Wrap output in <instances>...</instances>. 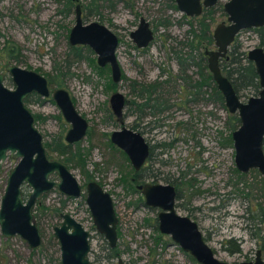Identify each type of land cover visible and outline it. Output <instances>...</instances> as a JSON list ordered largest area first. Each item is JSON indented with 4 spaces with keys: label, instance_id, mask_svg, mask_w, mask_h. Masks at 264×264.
I'll return each instance as SVG.
<instances>
[{
    "label": "rangeland",
    "instance_id": "1",
    "mask_svg": "<svg viewBox=\"0 0 264 264\" xmlns=\"http://www.w3.org/2000/svg\"><path fill=\"white\" fill-rule=\"evenodd\" d=\"M92 2L81 0L86 13L94 8ZM66 3L67 0H0V71L7 76L6 85L14 88L6 71L8 64L46 76L54 74L55 65L61 67L63 88L71 93L79 112L89 121L88 135L78 146L85 168L73 166V172L82 184L86 182L83 173L88 172L111 194L119 220V260L125 264H198L169 236L160 233L156 225L158 211L147 207L141 193L131 185L134 169L126 155L110 141V134L120 126L111 109L112 93L120 91L131 100L134 95L130 94V80L147 84L156 79L162 82L167 76L165 73L160 78L163 69L176 75L180 71L177 54L188 52L190 19L173 7L172 0H95L100 14L89 15L88 20H99L113 28L121 41L118 59L125 78L113 89L111 72L106 68L97 69L93 62L97 57L95 53L85 49L81 59L69 55L68 33L75 24V15L68 12ZM140 17L146 18L156 31L154 41L145 51L138 49L130 36ZM225 20L226 16L216 15L212 30ZM7 40L17 43L21 61L6 57L2 49ZM236 42H241L244 50L257 47L258 33L243 31ZM207 48L216 49V46L208 45ZM220 66L222 69V61ZM189 71V74H196L197 68L191 67ZM209 73L210 83L214 84L212 73ZM171 85L165 86L164 97H169L174 106L155 118L147 117V120H160V127L145 134L153 146V159L147 167L158 175L157 183H174L178 190L177 212L192 217L219 260L230 264L252 262L258 250L263 251L264 259V178L257 170L248 174L237 170L231 138L234 130L228 124L231 114L215 95L210 97L209 94L204 98L210 97V100L200 95L198 101L180 108L173 104L176 99L179 102L177 83ZM210 86L208 92H213ZM33 99L28 106L45 117L37 122L45 139L63 130L65 135L70 125L58 105L52 100L35 103ZM124 112L127 127L141 123L140 112L135 106ZM137 130L144 131L140 127ZM16 164V160L8 159L4 165L0 206L9 173ZM24 192L29 194L28 189ZM61 199L58 193H48L37 206L41 207L38 210L41 216L44 207L47 209L40 225L43 243L35 254L20 237L6 239L0 231V264H60V253L51 241V234L53 227L60 225L53 211L60 208ZM67 212L73 214L91 235L92 263L118 264V259L107 260L106 240L96 230L84 199L72 200ZM237 247L239 252L235 251Z\"/></svg>",
    "mask_w": 264,
    "mask_h": 264
},
{
    "label": "water",
    "instance_id": "2",
    "mask_svg": "<svg viewBox=\"0 0 264 264\" xmlns=\"http://www.w3.org/2000/svg\"><path fill=\"white\" fill-rule=\"evenodd\" d=\"M218 1L176 0V5L182 13L196 16L202 13L203 6L210 7ZM224 7L229 23H220L213 30L217 49L206 51L209 68L228 112L240 118V126L232 133L236 168L242 174L257 170L264 178V49L256 47L248 52V59L254 63L259 75L261 90L246 102L240 99L220 66V59L227 55L240 32L264 26V0H229ZM131 37L138 47H146L154 35L149 23L141 18L138 29L131 33ZM69 42L71 45L89 46L96 53L99 66L110 65L113 82L122 80V68L116 53L119 44L117 35L99 21L85 23L80 3L76 6V20ZM6 71L14 88L6 85V76L0 71V179L8 159L16 160L17 164L9 173L1 200L0 231L6 239L18 236L31 249H38L42 244L34 214L38 201L54 190L68 197L80 198L81 186L64 163L49 160L43 134L35 125L34 115L25 100L33 93L42 97L52 95L64 118L71 124L65 136L68 143L81 141L87 134L89 123L77 110L66 89L50 90L45 75L16 64H8ZM110 104L116 117L122 119L125 94L114 92ZM110 139L129 157L135 171H139L149 155V144L144 136L139 131L123 127L113 131ZM55 175L58 181L51 180ZM25 188L30 191L28 196L24 194ZM137 190L141 191L147 207L161 210L157 217L160 233L169 236L198 264H230L216 257L195 221L176 211L174 187L138 185ZM86 202L97 230L106 237L110 247L115 248L119 221L112 197L92 182L87 186ZM54 237L59 244L60 264H92L88 258L91 252L89 233L72 217L64 216L62 226L54 228ZM119 264L124 263L120 261ZM238 264H264L261 251L257 252L255 261Z\"/></svg>",
    "mask_w": 264,
    "mask_h": 264
},
{
    "label": "flooded vegetation",
    "instance_id": "3",
    "mask_svg": "<svg viewBox=\"0 0 264 264\" xmlns=\"http://www.w3.org/2000/svg\"><path fill=\"white\" fill-rule=\"evenodd\" d=\"M173 1V4L175 3L176 4V0H172ZM222 0H219L218 2H217V4H215V5H213V6H210V7H205V6H203V10H202V13L200 14V15H196V16H188V15H186V14H184L183 13V17L184 18H188V19H190L189 20V25H190V27H191V24H190V22H194V23H197L196 21L199 19V18H201L204 14H205V12L207 11V10H212L213 11V17H214V20L212 21V25H213V23L215 22V19H216V15H218V14H222V15H224V16H226V20L225 21H222V22H220V23H224V24H228L229 22H228V15H227V13H226V11H225V7H224V4L227 2V1H229V0H227V1H225L224 3L223 2H221ZM72 2H73V4H74V6H73V8L71 9V11H70V13L72 14V13H74V15H75V20H76V6H77V4H81V0H79V1H76V0H72ZM81 8H82V18H83V20H84V22L85 23H88V22H90L89 20H88V16L89 15H94V14H100L99 13V8H98V5H97V3H96V5L94 6V8H92V9H94V10H92V12L91 13H89V11H88V13H86L85 12V8L83 7V5L81 4ZM176 8H177V5H176ZM178 9V8H177ZM141 18H144V17H140V19H139V24H138V26H137V28L136 29H138V27H139V25H140V22H141ZM145 20H146V18H144ZM92 21H99V20H92ZM148 23H149V27H150V29L153 31V35H154V37H153V39L150 41V43H149V45H147L146 47H138L137 46V44L134 42V40H133V38H132V40H133V42H134V44H135V46L138 48V49H140V50H143V51H145V50H147L150 46H151V44H152V42L154 41V39H155V33H156V31H155V28H153V26H152V24L148 21V20H146ZM208 21H210V19L208 20ZM99 22H101V21H99ZM101 23H103V22H101ZM219 23V24H220ZM103 24H105V23H103ZM75 25V24H74ZM73 25V26H74ZM106 25V24H105ZM218 25V24H217ZM216 25V26H217ZM107 26V25H106ZM108 28H110L116 35H117V37H118V39H119V44H118V48H119V46H120V37L118 36V34L114 31V29L113 28H111V27H109V26H107ZM264 27V26H263ZM258 28H260V27H258ZM72 29V28H71ZM71 29L69 30V33H68V42H69V35H70V31H71ZM135 29V30H136ZM215 29V28H214ZM254 28H252V29H247V30H253ZM135 30H133V31H135ZM133 31H131V33L133 32ZM243 31H246V30H243ZM242 31V32H243ZM242 32H240L237 36H236V39H235V41L234 42H236L237 41V38H238V36L242 33ZM131 33H130V36H131ZM214 38V37H213ZM196 41H198V40H196ZM233 42V43H234ZM232 43V44H233ZM241 43V42H240ZM196 44H198L197 42H196ZM214 44H215V40H214ZM231 44V45H232ZM242 44V43H241ZM207 44H203L201 47H200V49L201 50H197V53L199 52H203V59L202 60H200L199 58H200V55H199V58H198V55H197V58H196V60L194 61V59H192V57H188L186 60H184L183 61V64L182 63H180L179 62V60H178V58H177V60H178V62L180 63L179 64V69H180V71L176 74V75H170L171 74V71H167V70H164L163 69V71L160 73V78L161 77H163V76H165V73H167V76H166V79H162V82L161 81H158L157 79L155 80V81H153L152 83H156V84H158V86H157V89H156V91H154L153 93V95H157V94H159V96H160V98L162 99V101H164L165 102V104H166V106H167V109H165V110H163V111H161V108L160 109H158L157 110V108H156V110L155 109H152L151 107H148V106H150L151 104H152V102H150L149 104H148V97L147 96H149V94H148V92L146 93V92H144L143 91V95H144V97L142 96V97H137L138 95V93H139V91L138 90H140L139 88H141V87H138V89H136V91L133 89L134 88V86H133V82L134 81H137V80H130V94L131 95H134V99H131V100H129V99H127V97H126V95H125V99H126V104H125V108H124V110L125 109H128V108H131V106H135V109H136V111H139L140 112V121H141V123L140 122H135L134 124H132V127H128V128H130V129H133V130H135V131H139V130H137L139 127L140 128H142L144 131H139L143 136H144V138L146 139V142L149 144V155H148V157H147V160L145 161V163H144V165L141 167V169L139 170V171H135V169H134V174L133 175H136L135 177H133L132 179H131V185H134V187H135V189H136V191H139L140 193H141V191L140 190H137V186L138 185H165V186H172V187H174V189H175V191H176V202H177V198H178V190H177V187L174 185V183L173 182H170V181H168V183L167 184H160V183H157L156 182V180H157V178H158V175L156 174V173H153V171H150V169H149V167H147V165H148V163L149 162H151L152 161V159H153V146L151 145V143L147 140V138H146V136H145V134L147 135V133L149 132V131H151L152 129H155V128H157V127H160V120H157V119H152V120H147V117H157V115H159V114H161V113H163V112H165V111H167V110H169V109H171L173 106H172V104L170 103V99H169V97H164L165 96V92H164V90H165V86H168V85H170L171 87H172V85L171 84H175V83H177V88H176V91H177V98L179 99V102L177 101V99H176V102H173V104H175V105H177L178 107H180V108H182V107H184V105H190V104H192L193 102H195V101H198L200 98H199V96L200 95H202L203 96V99L204 100H210L211 98V92H208V90L211 88V86H210V73L209 72H211L210 71V68H209V55H207V53H206V51H211V50H216L217 49V47H216V49H210V48H207V46H206ZM231 45H230V47H231ZM69 46H70V50H71V54H69L70 56L72 55V57L74 58V56L73 55H75V51L76 50H73V49H71V48H74V47H83V49H82V52H83V50H85V49H87L89 46H84V45H71L70 44V42H69ZM216 46V45H215ZM242 46H244L243 44H242ZM230 47H229V50H230ZM257 47H260V46H257ZM90 48V47H89ZM118 48H117V51H116V53H117V57H118ZM254 48H256V47H254ZM260 48H262V47H260ZM251 49H253V48H251ZM251 49H249V48H247L246 50H244V48H243V50L244 51H246L247 52V57H248V52H249V50H251ZM262 49H264V48H262ZM229 50H228V52H229ZM189 51H191V49H189L188 48V52ZM89 52H91V53H95L91 48H90V51ZM228 52H227V54H228ZM74 53V54H73ZM198 53V54H199ZM96 54V53H95ZM69 56V57H70ZM97 56V55H96ZM186 56V55H185ZM227 56V55H226ZM225 56V57H226ZM224 57V58H225ZM224 58H221L220 59V62L224 59ZM118 61H119V59H118ZM251 61V60H250ZM96 62V64H94V65H96V67H97V69H103V70H105V68L106 69H108L110 72H111V67H110V65H106L105 67H101V66H99V64L97 63V57H96V60L94 61V63ZM119 63H120V61H119ZM201 63H202V67L204 68V69H201ZM121 65V64H120ZM206 66V67H205ZM191 67H196L197 68V71H196V74H193L192 72H191V74H189V69L191 68ZM121 68H122V66H121ZM256 68V67H255ZM208 71V72H207ZM2 72V71H1ZM257 72V71H256ZM4 73V72H3ZM164 73V74H163ZM5 74V73H4ZM202 74H205L206 75V77H202ZM258 74V73H257ZM44 75V74H43ZM196 75V76H195ZM5 76H6V74H5ZM46 76V75H45ZM259 76V75H258ZM10 77V76H9ZM47 77V79H48V76H46ZM209 77V78H208ZM212 77H213V75H212ZM125 78V76H124V73H123V69H122V80ZM6 79H7V76H6ZM121 80V81H122ZM160 80V79H159ZM48 81H49V79H48ZM120 81V82H121ZM110 82H111V85H112V83L113 84H115V86H116V84H118V83H115V82H113V80H112V76H111V79H110ZM119 82V83H120ZM259 82H260V79H259ZM138 83V85L139 86H141L142 84L143 85H147V83H143V82H137ZM49 84H50V90L52 91L53 89H55V88H63V86H61V87H58V86H54V85H52L51 83H50V81H49ZM148 84H150V83H148ZM216 84V83H215ZM217 86V85H216ZM114 88V87H113ZM65 89V88H64ZM67 90V89H66ZM211 90V89H210ZM260 90H261V85H260ZM260 90H259V92H260ZM68 91V90H67ZM69 92V91H68ZM116 92V91H115ZM259 92L257 93V94H255V95H252L251 94V96H257L258 94H259ZM70 93V92H69ZM113 94V93H112ZM167 94H170V92L169 93H167ZM206 94H209V98L207 99V98H204V95H206ZM238 94V93H237ZM239 95V94H238ZM70 96H71V98H72V100L74 101V99H73V97H72V95H71V93H70ZM186 96V98H184ZM250 96V97H251ZM239 97H240V99L242 100V97H244V96H240L239 95ZM249 97V98H250ZM33 98H35V99H33ZM248 98V99H249ZM31 99H33V101L35 102V103H42V101H46V100H52V101H54V99H53V97H52V95H50L49 97H42L41 95H39V94H37V93H33V94H30L27 98H26V100H25V102H26V105H27V107L29 108V106H28V103H29V101L31 100ZM215 99V98H214ZM247 99V100H248ZM247 100H242V101H244V102H246ZM55 102V101H54ZM56 103V102H55ZM75 103V102H74ZM225 103V102H224ZM163 104V103H162ZM179 104V105H178ZM76 105V104H75ZM221 105V104H220ZM224 107V106H223ZM226 107V106H225ZM30 109V108H29ZM111 109H112V107H111ZM225 109V108H224ZM227 109V108H226ZM31 110V109H30ZM77 110H78V108H77ZM123 110V111H124ZM32 111V110H31ZM79 111V110H78ZM112 112H113V110H112ZM32 113H33V115H34V118H35V125L37 126V128L39 129V127H38V125H37V122L40 120V119H42V120H44L45 119V117L43 116H41V115H39V114H37V113H34L33 111H32ZM61 114H62V112H61ZM113 114H114V112H113ZM115 115V114H114ZM62 116H63V114H62ZM64 117V116H63ZM115 117H116V115H115ZM126 117V114H125V112H124V114H123V118L122 119H119L118 117H116L117 118V120L120 122V126H118L115 130H119V129H121V128H123V127H127L126 125H124V118ZM60 118H61V116H60ZM65 119V118H64ZM66 120V119H65ZM88 121V120H87ZM67 122V121H66ZM67 123H69V122H67ZM88 123H89V121H88ZM144 123V124H143ZM141 124H143L144 126H142ZM69 125H70V127H69V129L71 128V124L69 123ZM240 126V125H239ZM68 129V130H69ZM88 129H89V126H88ZM40 130V129H39ZM115 130H113V131H115ZM64 131L65 130H63L62 131V133H63V137H64V141L67 143V144H69V145H73L74 147H76L75 148V150H77L78 149V146H79V142L80 141H78V142H75V143H68L66 140H65V136H66V134H67V132H66V134L64 135ZM112 131V132H113ZM40 132H41V130H40ZM43 134V133H42ZM88 135V130H87V134H86V136ZM56 136V135H55ZM85 136V137H86ZM110 136H111V134H110ZM43 137H44V145H45V147H46V142L47 141H50L53 137H51V139H48V140H46L45 139V135L43 134ZM84 137V138H85ZM83 138V139H84ZM82 139V140H83ZM81 140V141H82ZM110 141H111V139H110ZM112 143V142H111ZM113 144V143H112ZM77 145V146H76ZM114 145V144H113ZM114 146H116V145H114ZM119 148V147H118ZM46 150H47V155H48V157H49V160L50 161H59V162H62V163H64L63 161H60L59 159H58V155H53L52 156V159H51V157L49 156V151H48V148L46 147ZM119 150L122 152V153H124L125 154V152L124 151H122L120 148H119ZM126 155V154H125ZM126 157H127V159L129 160V157L126 155ZM130 162V161H129ZM68 168H69V170L74 174V172H73V167H71L70 165H67L66 163H64ZM131 164V163H130ZM148 172V173H147ZM74 176L76 177V179H77V181H78V183L80 184V186H81V197L80 198H82V199H84V201H85V203H86V205H87V202H86V199H87V186H88V184L89 183H92V182H95V183H97L100 187H102L103 189H104V187H103V185L101 184V183H99V182H97L96 181V179L95 178H91V179H87L86 178V182L84 183V184H82L80 181H79V179L77 178V176L74 174ZM51 180H54V181H58L59 180V178L55 175V176H53V177H51ZM150 180H153V182H150ZM25 189H27V188H25ZM105 190V189H104ZM24 191V190H23ZM106 191V190H105ZM52 192H55V193H58L61 197H62V199H61V204H60V210L59 211H53V216H54V218H57V219H60V225H57V226H54L53 227V232H52V235H53V237H54V228L55 227H61L62 226V224H63V222H64V216L65 215H69L70 217H72L75 221H77L78 223H80L81 225H82V223L81 222H79L77 219H76V217L75 216H73V214H70V213H68L67 212V209H68V206H69V203L72 201V200H77V199H80V198H72V197H68V196H65V195H63V194H61L58 190H54V191H52ZM52 192H50V193H52ZM107 192V191H106ZM29 193H30V191H29ZM24 194H25V196H28L25 192H24ZM110 194V193H109ZM47 195V194H46ZM46 195H44L43 196V198L46 196ZM141 195H142V193H141ZM110 196H111V194H110ZM143 196V195H142ZM112 197V196H111ZM113 200V199H112ZM145 202V201H144ZM176 202H175V208H176V211H178L177 210V206H176ZM113 203H114V201H113ZM39 204H40V201H38V203H37V205H36V207H35V209H34V214H35V216H36V213H37V209H38V207L37 206H39ZM88 207V206H87ZM115 207V206H114ZM150 208V207H149ZM46 207H44V215L43 216H45L46 215ZM89 209V208H88ZM151 209H154V210H157L158 211V214L161 212V210L160 209H155V208H151ZM51 211V210H50ZM116 212V211H115ZM90 214H91V212H90ZM158 214H157V217H158ZM92 216V215H91ZM188 217H190V216H188ZM191 219H192V217H190ZM36 220H37V223H38V219H37V217H36ZM92 220H93V218H92ZM193 220V219H192ZM119 221V220H118ZM194 221V220H193ZM93 223H94V221H93ZM119 223V222H118ZM156 225H157V227H158V220H157V218H156ZM83 226V225H82ZM118 227V226H117ZM38 228H39V230H40V232H41V235H42V243H43V232H42V230H41V228H40V226H39V224H38ZM84 228V227H83ZM95 228H96V226H95ZM85 229V228H84ZM86 230V229H85ZM96 230H97V228H96ZM201 230V229H200ZM87 231V230H86ZM98 231V230H97ZM88 232V231H87ZM202 232V231H201ZM89 233V232H88ZM98 233L99 234H101L99 231H98ZM102 235V234H101ZM119 235V233H118V230H117V236ZM103 237H104V239L106 240V244H107V251H108V253H107V260L108 261H112V260H115V259H118L119 260V254H118V241H117V245H116V247L115 248H111L110 247V244H109V242H108V240L106 239V237L104 236V235H102ZM204 236V235H203ZM54 239H55V237H54ZM89 239H90V246H91V235H90V233H89ZM118 239H119V236H118ZM205 239V238H204ZM56 240V239H55ZM57 241V240H56ZM58 243V242H57ZM207 243V242H206ZM208 244V243H207ZM41 246H42V244H41ZM41 246L38 248V249H40L41 248ZM58 246H59V244H58ZM38 249H32V250H34L33 252H35L36 250H38ZM60 251V250H59ZM91 251H92V249H91ZM113 251H116V252H113ZM258 251H261V256H262V260L264 261V259H263V251L262 250H258ZM257 251V252H258ZM32 252V253H33ZM257 252H256V255H257ZM215 253V252H214ZM90 254H91V252H90ZM90 254H89V260H90ZM118 254V255H117ZM114 255H117L116 257H112V256H114ZM189 255V254H188ZM256 255H255V259H256ZM113 258V259H112ZM91 261V260H90ZM120 261H122V260H119L118 261V264H119V262ZM255 261V260H254ZM123 262V261H122ZM253 262V261H252ZM91 263H92V261H91ZM124 263V262H123ZM93 264V263H92ZM125 264V263H124Z\"/></svg>",
    "mask_w": 264,
    "mask_h": 264
},
{
    "label": "trees",
    "instance_id": "4",
    "mask_svg": "<svg viewBox=\"0 0 264 264\" xmlns=\"http://www.w3.org/2000/svg\"><path fill=\"white\" fill-rule=\"evenodd\" d=\"M91 5L94 7L96 5L95 0L91 3ZM74 4L72 0H67L66 7L68 9V12L71 11L73 8ZM173 7L176 8V5L173 4ZM87 8V7H86ZM92 12V7L89 9V13ZM210 19V21H208ZM214 20L213 17V11L212 10H207L205 14L199 18L196 22H190L191 27L188 30V39H187V46L191 51L186 52L185 54H177V58L180 63L183 64V61L186 60L188 57H192L194 61L197 58H199L200 55V60L203 59V52L201 51L199 54L197 53V50H201L200 47L204 44L207 45H213L214 44V38H213V30H212V21ZM254 31L258 33L259 37V46L264 48V27L260 28H254ZM198 40V41H196ZM196 42L198 44H196ZM75 51L74 59H81L83 58V52L82 49L83 47H74L71 48ZM86 50L90 51V48L88 47ZM2 51L5 53L6 57L9 60H15V61H21V50L17 43L11 40H7L3 46ZM74 54V53H73ZM197 54V55H196ZM186 55V56H185ZM189 59V58H188ZM94 62V59H93ZM206 67V66H205ZM201 69H204L202 67L201 63ZM99 70H103L100 69ZM222 71L223 73L229 78V80L232 82L234 89L240 96H246V95H255L259 92L260 90V82H259V76L256 72L255 65L252 61H250L247 57V52L243 50V46L240 42H234L230 50L227 54V56L222 60ZM63 72L61 70V67L58 65L54 66V74H48V79L50 83L54 86L61 87L63 85L62 80L60 79V76H63ZM202 77H206L205 74H202ZM209 78V77H208ZM211 80V79H210ZM138 81L133 82L134 90L138 89L140 90L139 93L137 94V97H144L143 91L148 92L149 96L148 97V104L152 102V104L148 107H151L152 109L157 108L160 109L161 111L167 109V106L164 101L160 98L159 94L153 95L154 91H156L158 84L156 83H150L147 85H141L139 86ZM212 85L213 92H211V95L216 96V100L224 106L223 108L226 109L225 103H224V98L222 93L219 91L217 88L216 84L210 83ZM112 86L114 87L113 89H116L115 84L112 83ZM163 103V104H162ZM228 124L231 125V130H236L238 127L236 125H240V118L237 114H231L229 119H228ZM232 138V135H231ZM46 147L48 148L49 151V156L52 159L53 155H58V159L60 161H63L67 165H70L71 167L74 166L76 167H83L85 168V160L83 159V154H81V149L78 147L77 150H75L76 147L73 145H69L64 141L63 133H59L56 136H53V138L50 141H47ZM77 146V145H76ZM81 164V165H80ZM87 179H91L92 176L89 175L88 172L83 173ZM136 175H134L135 177ZM41 207H38L36 210V217L38 219V224L39 226L41 225V219L42 216L38 214L40 211ZM39 210V211H38ZM60 209H57L56 211H59ZM43 211L41 212V214ZM51 241L55 244V246L58 248L59 251V246L57 241L54 239L53 235L51 234ZM236 252L240 251V248L237 247L235 250ZM116 252V251H113ZM35 254V252H33ZM118 255V254H117ZM117 255L112 256L113 258L116 257ZM112 258V259H113Z\"/></svg>",
    "mask_w": 264,
    "mask_h": 264
}]
</instances>
